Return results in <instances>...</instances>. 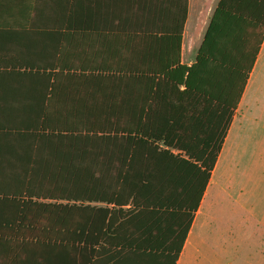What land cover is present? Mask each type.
<instances>
[{
	"label": "crops",
	"instance_id": "0c3cea01",
	"mask_svg": "<svg viewBox=\"0 0 264 264\" xmlns=\"http://www.w3.org/2000/svg\"><path fill=\"white\" fill-rule=\"evenodd\" d=\"M89 1L97 3L81 9L67 0H0V264H264V175L250 183L251 163L264 171V134L254 133L259 127L264 132V0ZM148 9L154 29L177 26L185 13L181 65L195 63L211 21L215 48L231 45L240 54L244 48L252 61L200 198L199 165L185 161L189 154L207 156L205 147L213 146L215 107L199 105L201 128L192 132L189 105L182 104V117L170 116L173 102L161 89L156 110L163 116L152 123L166 127L169 148L151 154L166 158L153 161L151 169L158 185H172L174 196L141 198L135 208L83 203L111 212L98 218V226L110 219V229L89 235L85 245L77 231L31 228L61 218V211L52 214L48 206L73 204L50 192L67 185L54 177L61 152L38 148L43 136L49 127L77 122L80 105L73 94L80 73L132 56L125 32L132 23L123 15ZM134 42V60H143L144 43ZM159 44L152 58H162ZM210 78L200 72L201 82ZM174 126L182 128L174 132ZM177 140L187 153L170 146Z\"/></svg>",
	"mask_w": 264,
	"mask_h": 264
},
{
	"label": "trees",
	"instance_id": "16d2710c",
	"mask_svg": "<svg viewBox=\"0 0 264 264\" xmlns=\"http://www.w3.org/2000/svg\"><path fill=\"white\" fill-rule=\"evenodd\" d=\"M183 1L185 4L186 0ZM101 2L103 4L104 0ZM96 3L97 1L89 0H67L68 6L81 9ZM78 16L82 21L87 17L86 14ZM113 16L111 15L112 18ZM123 17L124 21L132 23V27L125 31L129 44L128 53L132 56L123 63H112L89 71L87 75L80 73L76 77L77 88L73 94L74 100L80 105L77 122L54 129L49 127L43 136L44 143L38 147L61 152V156L54 159L58 164L54 177L67 187L50 192H55L56 198L72 201L73 204L48 206L47 209H51L52 214L54 210L57 213L61 211V218L55 220L54 216L48 217L46 221L30 223V226L77 231L80 236L83 235L79 240L84 245L89 235L102 233L103 228L105 231L110 229V219L109 223L98 226V218L99 215L105 217L111 212L105 209L95 210L83 206V203L99 202L114 207L130 203V207L135 208L137 200L141 198L166 199L174 196L172 185L168 182L158 185L156 171L151 169L153 161L166 160L165 156L155 158L151 154L169 148L166 127L152 123L163 116L161 110H156L159 107L156 99L164 97L159 93L161 89L167 90L169 102H173L168 106L174 109L170 116L182 117V104L189 105L187 113L195 119L194 124L189 127L192 132L201 128L198 120L203 114L199 112V105L205 103L215 107L213 116L217 120V126L213 128L218 135L213 146L211 149L205 147L204 150L209 151L207 156L189 154L185 161L193 162L195 167L199 165L200 198L252 66V61L247 60L244 55V48L240 54L231 45L214 47L213 21L206 30L195 63L185 67L180 64L185 13L177 26L172 24L160 29L152 27L154 15L150 9ZM171 18L174 21V16ZM135 39L144 43L143 52L146 55L140 61L134 60ZM155 43L163 45L159 46L162 58L151 56L155 48L157 50ZM257 48L258 45L254 54ZM201 71H206L211 77L204 83L199 80ZM54 82H57V78H54ZM54 82L51 84L52 88H55ZM180 128L182 127H171L174 132ZM193 145L196 147L198 142ZM170 146L185 153L189 150L187 146L178 144V140ZM176 160L184 162V159ZM177 187L182 188L181 183ZM75 213L77 219L71 220V214ZM177 256L178 253L175 259Z\"/></svg>",
	"mask_w": 264,
	"mask_h": 264
},
{
	"label": "rangeland",
	"instance_id": "374dc122",
	"mask_svg": "<svg viewBox=\"0 0 264 264\" xmlns=\"http://www.w3.org/2000/svg\"><path fill=\"white\" fill-rule=\"evenodd\" d=\"M255 134H257L259 136V134H261V136H263L264 132L262 127H259L257 131L254 132ZM253 162V161H252ZM250 166H253L252 168L250 167V183L255 184L256 182H258L259 180H257L258 176L260 175H264V171H263V166L262 164H258V166H256L255 164L251 163Z\"/></svg>",
	"mask_w": 264,
	"mask_h": 264
}]
</instances>
